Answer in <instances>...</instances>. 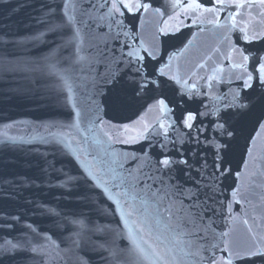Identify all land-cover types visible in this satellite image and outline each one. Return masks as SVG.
Masks as SVG:
<instances>
[{
  "label": "snow or ice",
  "instance_id": "obj_1",
  "mask_svg": "<svg viewBox=\"0 0 264 264\" xmlns=\"http://www.w3.org/2000/svg\"><path fill=\"white\" fill-rule=\"evenodd\" d=\"M46 7L42 31L6 44L52 37L48 53L0 54V76L49 77L51 103L67 118L33 125L31 139L0 132V143L38 141L74 162L75 174L58 170L59 187L75 192L78 209H45L68 234L28 224L0 256L264 264V0ZM184 29L192 30L186 39Z\"/></svg>",
  "mask_w": 264,
  "mask_h": 264
},
{
  "label": "water",
  "instance_id": "obj_2",
  "mask_svg": "<svg viewBox=\"0 0 264 264\" xmlns=\"http://www.w3.org/2000/svg\"><path fill=\"white\" fill-rule=\"evenodd\" d=\"M53 2L58 4L60 0H0V54L33 59L46 55L52 47V37H48V43H29L26 47H13L6 42L28 40L42 31L40 20L48 10L46 5ZM191 31L184 29L182 38H188ZM174 43L179 46L180 42ZM50 86L51 79L40 74L31 79L16 74L0 76V132L31 139L35 134L33 125L66 119L67 113L51 103ZM7 125L12 127L6 128ZM52 153L51 146L38 141L0 143V245L6 240L24 239L28 224L39 231L55 233L54 238L68 234L64 226L58 225L60 218L46 214L45 209H56L62 215H71L78 209L75 192L69 194L59 187L63 177L58 171L63 168L75 174L77 169L74 162ZM39 259L18 252L0 256V264H39Z\"/></svg>",
  "mask_w": 264,
  "mask_h": 264
}]
</instances>
